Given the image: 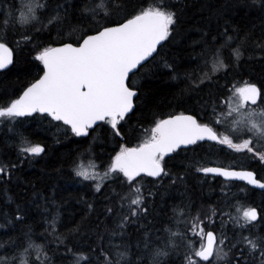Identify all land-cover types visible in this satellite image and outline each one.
Here are the masks:
<instances>
[{"label": "snow or ice", "instance_id": "obj_1", "mask_svg": "<svg viewBox=\"0 0 264 264\" xmlns=\"http://www.w3.org/2000/svg\"><path fill=\"white\" fill-rule=\"evenodd\" d=\"M193 25L198 39L189 45L188 62L196 68L185 69L181 80L174 61L165 60L164 67L170 80L185 85L176 96L194 107L144 128L153 62L166 45L183 43ZM249 48L264 60V0H0V77L15 76L20 83L0 103V148L15 150L21 164L46 154L45 146L25 135L28 123L55 129L57 144L61 136L83 138L77 144L91 137L85 151L93 159L97 141L119 148L106 166L94 164L92 171L73 161L72 176L94 199L80 198L88 211L67 234L57 233L54 194L50 199L33 191L19 203L8 197L0 207V229L24 225L25 243L9 237L13 251L0 255V264H29L33 251L38 264H56L57 258L61 264H264V177L249 170L253 164L264 170V86L220 83L245 62ZM17 51L26 56L18 61ZM137 132L141 138L129 146ZM214 150L242 156L247 164L208 166L205 156ZM17 170L15 163H0V184L13 183ZM189 174L223 178L221 198L203 218L191 215L190 198L174 204L171 217L160 222L163 228L157 227L158 209ZM236 181L246 182L241 192L260 190L259 205L241 203L231 192ZM32 205L43 210L46 231L56 241L52 255L25 225ZM51 208L57 211L48 220ZM89 235L94 239L87 244L77 242Z\"/></svg>", "mask_w": 264, "mask_h": 264}, {"label": "trees", "instance_id": "obj_2", "mask_svg": "<svg viewBox=\"0 0 264 264\" xmlns=\"http://www.w3.org/2000/svg\"><path fill=\"white\" fill-rule=\"evenodd\" d=\"M12 2V0H9ZM19 3V0H16ZM99 2V0H96ZM146 3H151L152 0H145ZM239 19V17H237ZM254 19V18H252ZM247 22V21H246ZM53 37H56L53 32ZM76 38V34L73 35V39ZM198 39V34L195 31V25L193 30L189 33L187 39L183 43H172L166 45L161 49V55L156 57V61L153 62L152 71L153 76L146 80V89L150 91L149 109L143 114V127H150V121L159 118H166L169 114L175 115L184 111L185 109H192L194 104L192 101L180 99L176 94L180 89L184 88V83H178L170 80V72L164 67V61L175 62L179 66L181 74V80H183V73L185 69L196 68V63H189V54L192 49L189 45ZM55 46V44L53 45ZM235 47V44L232 45ZM199 51V48H197ZM227 54V53H226ZM17 60L26 56L25 52L17 51L15 53ZM30 58V57H29ZM244 63L240 68L229 74L228 77L221 79V85L227 84L229 88L233 85L241 86L243 83L251 81L257 83L258 86H264V60H262L258 54H253L252 49L249 48L244 55ZM212 68L211 62L209 63L207 71ZM20 89V83L15 76L0 77V103L12 96L13 92ZM227 91V89H225ZM196 111L200 114L199 106H195ZM135 123V121H134ZM139 127V125H137ZM25 135H27L33 143H40L46 147V154H42L41 157L33 160L31 163L24 161L20 163L16 158L15 150L0 148V163L12 162L17 164V171L15 172L13 183L0 184V207H4V203L7 202L8 197H12L17 203L20 202L21 195H24L25 200L29 199L33 195V191L39 192L41 196L49 197L50 199L55 196V203L58 206L60 214V222L57 226L58 234H67L70 229L75 228L76 224L87 213V205L79 202L82 197L84 200L93 201L94 196L89 188H85L80 184L71 173L73 168V161L75 164L83 167L80 162L87 160H94L96 165H107L110 155H114L113 148L119 150L118 145L111 141L101 142L97 141L94 145V155L97 159H93V155L87 153L85 150L92 143L91 137L83 143L77 144L74 141L83 140V138H73L69 136L65 139L60 137L61 143L54 142L52 135L55 129L47 131L45 128L39 127L36 123H28L25 125ZM136 138L129 137V146H135L138 140L141 138L140 132L135 134ZM3 137L0 136V140ZM123 142V141H121ZM78 152H84L82 157H78ZM203 155V153H201ZM181 158H178L176 164H180ZM205 163L208 166H239L240 164H247V161L242 156H236L234 154L226 152H219L214 150L212 155L205 156ZM256 170L260 173L261 177H264V170H261L258 164H253V168L249 170ZM59 170V171H58ZM99 171L103 172V168H99ZM15 177H20L21 183L17 184ZM223 180L219 178H212L211 176L205 179L202 174H189L185 185L179 187L178 190H172L171 196L166 197V206L161 205L158 209L159 215L156 217L157 227L163 228L164 224L161 221L167 222L172 215V206L174 204H180L189 202V198L192 202L191 215L195 216L199 214L201 218L209 214L210 207L216 205L217 201L221 198V191L217 189L221 186ZM236 187L231 188V192L240 199L241 203L251 204L255 201L256 205H259L261 200L260 191H245L241 192L239 189L245 185L242 183H236ZM7 189V195H4V190ZM108 189H105L107 192ZM96 199H102V197H96ZM159 203V199L157 198ZM16 204H11V208L15 209ZM33 212L25 220V225L31 226L33 230V240L36 244H47L48 254L52 255V250L57 248L56 241L53 236L49 235L46 231L48 227L44 222L42 215V209L36 211V206L32 205ZM5 211L8 209L5 208ZM57 208H51L47 219L51 220L52 215L55 214ZM169 214V215H168ZM95 219V217H93ZM227 219V217H225ZM110 223V222H109ZM207 223V221H206ZM216 228L220 227L219 216L213 218ZM24 225H17L15 230L12 229H0V243H4V250L0 251V255H11L12 248L7 241L9 237L13 238L16 243L24 244V237L21 229ZM231 228V225H228ZM103 230V226H101ZM264 231V229H261ZM163 234V233H161ZM91 239L90 235L83 239L77 240L81 244H87ZM60 251L63 252V246H60ZM29 264H38L36 262V253L33 251L28 257ZM56 264H61L59 258L56 259ZM67 264V261L64 262ZM176 264H180V260H176Z\"/></svg>", "mask_w": 264, "mask_h": 264}, {"label": "rangeland", "instance_id": "obj_3", "mask_svg": "<svg viewBox=\"0 0 264 264\" xmlns=\"http://www.w3.org/2000/svg\"><path fill=\"white\" fill-rule=\"evenodd\" d=\"M17 15H18V13H17ZM233 86H238V85H233ZM232 86V87H233ZM80 164H82L83 165V167L82 168H84L85 170H89V171H92L93 170V168H92V165H94V164H96V162L94 161V160H87V161H84V162H80ZM101 174L103 173V172H101V171H99ZM221 187V186H220ZM217 191L219 192V191H221V189L220 188H218L217 189ZM169 215V214H168ZM169 217H171L170 215H169ZM175 259V258H174Z\"/></svg>", "mask_w": 264, "mask_h": 264}, {"label": "water", "instance_id": "obj_4", "mask_svg": "<svg viewBox=\"0 0 264 264\" xmlns=\"http://www.w3.org/2000/svg\"><path fill=\"white\" fill-rule=\"evenodd\" d=\"M217 178H220L221 180H223V178H221V177H217ZM236 182H238V183H243V184L246 183V182H243V181H236ZM248 187L251 188V186H248ZM255 190L260 191L259 189H255Z\"/></svg>", "mask_w": 264, "mask_h": 264}, {"label": "flooded vegetation", "instance_id": "obj_5", "mask_svg": "<svg viewBox=\"0 0 264 264\" xmlns=\"http://www.w3.org/2000/svg\"><path fill=\"white\" fill-rule=\"evenodd\" d=\"M221 189V187H219Z\"/></svg>", "mask_w": 264, "mask_h": 264}]
</instances>
